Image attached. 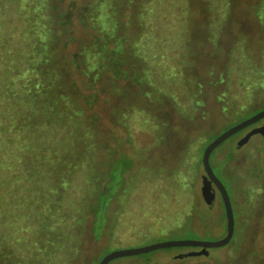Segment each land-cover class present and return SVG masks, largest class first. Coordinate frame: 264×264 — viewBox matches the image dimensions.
<instances>
[{
    "label": "rangeland",
    "instance_id": "374dc122",
    "mask_svg": "<svg viewBox=\"0 0 264 264\" xmlns=\"http://www.w3.org/2000/svg\"><path fill=\"white\" fill-rule=\"evenodd\" d=\"M72 1L63 0L55 7L65 11ZM77 2L79 7L111 5L118 10V29L130 28L135 35L144 30L142 45L150 62L141 60L151 65V78L165 93L150 95L146 83L137 93L132 77L126 82H113L110 73L101 77L99 87L106 94L95 110L101 123L90 126L94 136L79 138L80 148L96 140L92 151L98 170L86 176L83 164L63 189L62 208L71 216L75 209L81 224L77 250L56 253L50 264H99L118 249L172 239L224 237L227 217L221 196L210 211L204 210L207 214L200 210L205 207L200 190L205 174L202 157L220 133L264 108V89L248 99L242 75L245 49L249 57L264 62V0ZM23 8L22 0H0V264H18L29 252L26 243L35 231L40 206L35 197L48 180L56 189L57 181L50 177L63 174L56 167L58 151L49 147L41 152L38 147L56 142L64 129L43 127L42 131L32 121L34 114L26 116L31 108L30 112L44 105L37 86L32 99L24 91L26 81L34 77L32 70L27 71L28 64L37 58L27 54L33 23L25 20ZM72 30L74 42L68 52L80 45L90 48V31L77 16ZM125 36L129 45L135 43L133 34ZM133 66H138L134 60L128 68ZM224 90L238 100L233 112L222 108ZM131 106L134 113L126 128L117 115ZM243 135L241 130L226 139L210 158L233 202L236 227L229 244L198 257L172 259L188 249L171 247L116 258L109 264H264V140L256 134L239 148ZM40 152L48 156L46 161L36 156ZM85 190L87 198L81 199ZM191 216L198 232L186 227L174 230Z\"/></svg>",
    "mask_w": 264,
    "mask_h": 264
},
{
    "label": "trees",
    "instance_id": "16d2710c",
    "mask_svg": "<svg viewBox=\"0 0 264 264\" xmlns=\"http://www.w3.org/2000/svg\"><path fill=\"white\" fill-rule=\"evenodd\" d=\"M62 1L22 0L24 5L22 12L25 15V20L33 23V27L30 26L29 30L30 33H33V36L29 42L27 54L33 53L34 59L37 58L35 62L27 63V71L32 70L34 77L26 81V89L24 91L28 90L25 93H28L29 98L32 99L36 94L33 87L37 86L38 91L43 95L42 102L44 105V107L30 112L31 108L28 111L30 113H27L26 116L29 119L34 114L32 121L33 123L35 122V125L40 126L42 131L43 127L50 128L55 126H60L64 130L56 142L49 145L45 143L43 147H38L41 152L49 147L58 151L57 155H55L58 160L56 167H59L63 174L60 177H57V175L54 178L50 177V181H57L56 189H53L47 179V185H44L40 195L35 197L36 201L39 200L38 202L40 203L38 215L34 220L35 231L32 232L31 230L29 240L26 243V246L29 247V252L23 255L24 257L18 264H50L56 253L77 250L79 238L77 232H79L78 228H80L81 224L75 217V209L71 211V216L67 215L65 209L62 208L63 199H65L63 189L66 190L68 188V184L73 180L77 168H80L83 164H86V176L90 177L93 170H98V162L92 151L96 140H94L92 145L86 146L88 144L86 143L80 148L79 144L81 141L79 138L94 136L91 135V127L97 128L101 123L100 113L95 112L102 100V94H106L99 87L101 77L106 73H110V78L113 82H126L132 77L134 90L137 93L139 88H143L144 83L147 84L146 92L150 95L165 93L163 88L160 89L154 82L153 77L151 78V65H145L141 60L142 57L144 61L150 62L149 57L145 54V47L142 45L144 30L135 35L130 32V28L125 31L118 29L116 25L118 10L112 8L111 5L101 7L99 6L100 4L92 6L87 3L79 7L77 0H74L64 11L62 8H58L59 5L55 7ZM146 1L143 0V3L145 4ZM76 16L79 23L87 31H90L92 36L91 46L90 48H85V45H80L74 51L68 52L69 44L74 42L72 25ZM94 19L97 21L91 25L89 20ZM128 32L135 36L134 44L129 45L126 42L125 34L127 35ZM56 53H60V56L56 57ZM242 54L244 62L242 75H244L246 82L244 85L247 87L246 96L249 99L261 88L264 89V62L260 63L254 60L253 57H249L250 52L246 49ZM125 55H129V61L124 58ZM27 60L30 61L31 58L27 57ZM130 60L132 61L130 62ZM133 60L138 66L128 68L133 63ZM16 92L19 93L17 90ZM192 93L193 91H190V94ZM220 93L221 96H225L222 97V108L228 112H233L234 108L236 110V105H239L237 104L238 100L230 97L227 90ZM246 106L244 105V107ZM135 109L139 111L138 113L144 112L143 108L140 110ZM133 111L134 107L131 106L123 110L120 114L121 116H119L118 110L116 112L118 113L117 116L120 117L118 119L119 122L126 128L129 127ZM52 148L50 149L52 150ZM41 152L36 156L46 161L48 156ZM120 154L117 155L119 156ZM130 169L128 168L127 170ZM26 173L30 177V173ZM147 177L144 178L143 176V181L147 180ZM143 181H138L137 183ZM85 182H87L86 177L83 183ZM85 192L86 194L83 193L81 199L87 198V191L85 190ZM93 201V199H90V205H94ZM200 210H203L202 213L205 212L206 214L210 211L205 207ZM202 218L206 219L204 215ZM195 219L192 220V216L190 220L187 218L174 230L178 231L186 227L192 232H198ZM202 224L207 227L206 224ZM94 225L95 216L93 214L92 233L94 232ZM32 233L34 239H32ZM184 248L181 247V249ZM14 264L17 263L15 262Z\"/></svg>",
    "mask_w": 264,
    "mask_h": 264
},
{
    "label": "water",
    "instance_id": "95a60500",
    "mask_svg": "<svg viewBox=\"0 0 264 264\" xmlns=\"http://www.w3.org/2000/svg\"><path fill=\"white\" fill-rule=\"evenodd\" d=\"M264 119V108L258 110L251 116L243 119L242 121L229 127L222 133H220L216 138H214L205 148L202 162L205 169V174H203L200 184V190L204 201V206L207 209H212L215 205L218 194L221 196L227 217V234L216 240H200V239H172L164 240L156 243L133 247V248H123L114 250L106 254L99 264H109L112 260L120 257L144 254L151 251L171 248V247H185L188 250L176 254L172 259H184L190 257H198L202 255H209L212 249L221 248L229 244L234 236L236 219L233 207V202L231 199L230 192L225 185V183L217 176L213 166L211 164V154L217 146L224 142L229 137L233 136L237 132L248 128L261 120ZM256 134H262L264 138V122L256 127L249 130L243 137L238 140L237 146L241 148L243 145L247 144L251 138Z\"/></svg>",
    "mask_w": 264,
    "mask_h": 264
},
{
    "label": "flooded vegetation",
    "instance_id": "af4514ba",
    "mask_svg": "<svg viewBox=\"0 0 264 264\" xmlns=\"http://www.w3.org/2000/svg\"><path fill=\"white\" fill-rule=\"evenodd\" d=\"M263 122H264V119L261 120L260 122L256 123V124H254V125L248 127V128L243 129V130H244V135H245L249 130H251L253 127L259 126V125H261ZM244 135H243V136H244ZM258 135H261V136L263 137L262 134H258ZM243 136H242V137H243ZM263 140H264V138H263ZM187 249H188V248H187Z\"/></svg>",
    "mask_w": 264,
    "mask_h": 264
}]
</instances>
